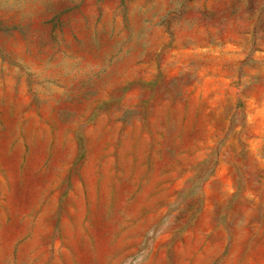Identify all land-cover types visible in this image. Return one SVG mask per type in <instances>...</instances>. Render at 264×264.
I'll return each instance as SVG.
<instances>
[{
  "label": "rangeland",
  "instance_id": "rangeland-1",
  "mask_svg": "<svg viewBox=\"0 0 264 264\" xmlns=\"http://www.w3.org/2000/svg\"><path fill=\"white\" fill-rule=\"evenodd\" d=\"M0 264H264V0H0Z\"/></svg>",
  "mask_w": 264,
  "mask_h": 264
}]
</instances>
